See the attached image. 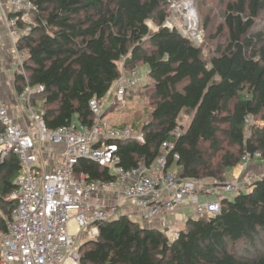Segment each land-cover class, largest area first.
<instances>
[{
	"label": "trees",
	"instance_id": "trees-1",
	"mask_svg": "<svg viewBox=\"0 0 264 264\" xmlns=\"http://www.w3.org/2000/svg\"><path fill=\"white\" fill-rule=\"evenodd\" d=\"M31 1L37 11L30 25L20 24L29 31L17 42L25 53V74L16 73L15 88L19 93L34 89L31 102L44 111L49 129L75 124V118L91 126L89 103L102 102L115 89L121 65L129 71L147 67L148 82L132 93L148 97V121L121 127L141 131L145 140L116 142L118 166H149L169 141L174 150L168 167L180 179L210 181L214 188L227 182L247 152L260 153L264 161V126L257 124L264 122V0L229 2L217 27L206 18L205 47L164 27L170 17L167 0ZM183 115L192 118L175 139L172 132ZM21 169L16 155L0 154L3 233L5 217L15 207L7 199L17 189ZM75 173L88 180L115 178L89 160L79 161ZM220 204L213 217L189 218L173 240L159 227H143L126 215L96 222L95 236L80 234L87 239L79 246V264H264V177L248 192L220 198Z\"/></svg>",
	"mask_w": 264,
	"mask_h": 264
},
{
	"label": "built area",
	"instance_id": "built-area-1",
	"mask_svg": "<svg viewBox=\"0 0 264 264\" xmlns=\"http://www.w3.org/2000/svg\"><path fill=\"white\" fill-rule=\"evenodd\" d=\"M36 11L31 0H9V11H2L17 58V73L25 74V53L19 50L17 41L29 31L20 24L30 25ZM189 21L191 26L195 25ZM164 27L179 31L197 45L203 43V34L195 27L180 30L169 19ZM120 69L121 78L112 103L125 106L128 93L135 92L142 85V79L138 70L129 71L123 64ZM43 89L42 86L38 88L39 91ZM33 93L34 89L28 86L18 94L31 111L32 130L15 122L0 95L3 126L0 154L2 158L16 155L22 165L17 189L7 199L14 201L15 207L5 217L7 231L0 232V264H79L80 234L87 232L89 237L95 236L98 233L96 222L118 219L125 207L139 211L146 222L159 221L161 231L173 240L178 237L179 230L173 229L170 222L184 200H190L198 217H213L221 211L220 198L246 192L264 177V174L249 171L254 160L261 161V154L247 152L237 166L240 174L233 181L204 194L218 199L202 201L198 184L180 179L177 170L168 167L167 156L174 150L172 142L162 144L160 156L149 166L141 163L131 170L118 166L116 142L144 143L145 137L141 131L111 125L105 119V99L90 101L94 116L91 126L71 124L51 130L45 125L44 111L31 102ZM246 123L254 124L251 118H247ZM257 124L264 126V122ZM183 132L179 125L172 136L178 139ZM46 146L61 148L59 161L53 169L50 166L43 169L40 164V155L49 152ZM81 160L107 168L115 178L88 180L84 174L78 176L75 167ZM174 160H179L178 154L174 155ZM71 221L76 224L75 232L70 229Z\"/></svg>",
	"mask_w": 264,
	"mask_h": 264
},
{
	"label": "crops",
	"instance_id": "crops-1",
	"mask_svg": "<svg viewBox=\"0 0 264 264\" xmlns=\"http://www.w3.org/2000/svg\"><path fill=\"white\" fill-rule=\"evenodd\" d=\"M2 11H6V12L9 11V0H2V4H0V95L4 100L15 122L18 125L28 128L29 130H32L33 121L31 118V111L27 108L25 103L18 98V94H17L18 92L16 91L15 88V76L17 73L16 71L17 58L16 56H13L9 53V50H11V46L9 44L10 39L7 33V29L5 28L4 21L2 19ZM110 94L111 93H109L104 100V109L106 112V117H108L109 119L111 114L116 115L117 112V111L115 112L116 107L114 109H111V106L114 105L112 103V101L114 100V94H112V97L110 96ZM118 118L120 117L118 116ZM74 123L75 125H80L78 123L77 118H75ZM111 125L116 126L118 128L122 127L120 125H117V123ZM46 147L49 152H47L44 156L40 155L41 156L40 164L43 169L47 166H50V168L53 169L59 161L61 148L52 147V146H46ZM249 171L264 174V161L254 160L250 165ZM239 174L240 171L237 168V170L236 171L234 170V172L232 173L231 179L234 180ZM226 198L233 199V195H228L226 196ZM217 199L218 198L216 197H207V195H204L203 193L201 196L202 201L205 200L212 201ZM122 213L123 215L128 216L132 220L138 221L139 223L143 222L145 226H150V227L160 226L159 221L156 222L144 221L141 213L136 209L125 207ZM196 217L198 216L196 215L194 208L191 206L190 200L187 199L183 201L182 205L179 207L177 213L173 216L170 223L172 224L173 228H176V230L178 229L177 227H180V229H182L189 218H196ZM140 218L143 221H141ZM70 229L73 232L76 231V224L74 221L70 222Z\"/></svg>",
	"mask_w": 264,
	"mask_h": 264
},
{
	"label": "rangeland",
	"instance_id": "rangeland-1",
	"mask_svg": "<svg viewBox=\"0 0 264 264\" xmlns=\"http://www.w3.org/2000/svg\"><path fill=\"white\" fill-rule=\"evenodd\" d=\"M233 1L235 0H167L168 11L170 13L169 20L175 27H177L180 30L185 31L191 28L193 29L195 27V29L202 32L203 34L202 46L204 44V47H205L206 40H205V35L203 32V28H204L203 26H204L205 19L209 18L212 22V25L217 27V25L220 22H223L224 12L226 10L227 4ZM189 20H192L195 23V25L191 26V24H189L190 23ZM148 25L152 31L158 30V28L152 22H148ZM260 30L264 31V12L261 15ZM205 32H206V36H208L209 33H207V31ZM11 41L12 40H10L9 42L11 46V50H9V53L15 56ZM208 52H209L208 48H206L205 55H208ZM22 57L24 58L23 55ZM139 71H140L141 79L143 81L142 84H145L146 82H148V76H147L148 68L141 67ZM114 90L115 89L111 90L110 92L111 97H112V94H114ZM17 94H19V92ZM148 103H149V99L147 96L139 95V94L136 95L135 93H131V94L128 93L125 106L118 105L115 108V112L117 111L116 115L111 114L110 119L108 117H105V119H107L111 124L117 123V125H120V126H123L124 124L125 125H135L136 124L135 126L137 127L139 124H142L143 122L148 121L147 119L148 113L149 111L152 110V108L148 105ZM118 116L120 118H118ZM191 118H192V115L182 116L179 122V125L181 126L182 130H184L189 125ZM234 170L236 171L237 167L234 168L231 172H229L226 175L227 182L233 181V179H231V175L234 172ZM210 184L211 183L209 181H205L203 183L198 184L197 189L199 192L206 194V191L212 188L210 187ZM248 191L249 189L246 190V192ZM140 220L143 221L141 218ZM141 225L143 227L145 226L143 222H141ZM177 228H178L177 230H180V227H177ZM173 229H176V228H173ZM85 239H87V235L83 234L80 237L79 244H81V242H83Z\"/></svg>",
	"mask_w": 264,
	"mask_h": 264
},
{
	"label": "bare ground",
	"instance_id": "bare-ground-1",
	"mask_svg": "<svg viewBox=\"0 0 264 264\" xmlns=\"http://www.w3.org/2000/svg\"><path fill=\"white\" fill-rule=\"evenodd\" d=\"M19 39H20V38H19ZM19 39H18V40H19Z\"/></svg>",
	"mask_w": 264,
	"mask_h": 264
}]
</instances>
